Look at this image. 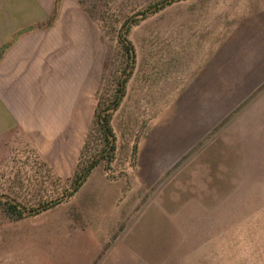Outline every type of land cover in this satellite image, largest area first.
Masks as SVG:
<instances>
[{
  "label": "rangeland",
  "instance_id": "obj_1",
  "mask_svg": "<svg viewBox=\"0 0 264 264\" xmlns=\"http://www.w3.org/2000/svg\"><path fill=\"white\" fill-rule=\"evenodd\" d=\"M80 1L104 50L88 123L73 124L64 156H45L20 134L0 149L1 202L54 203L21 219L0 208V264H83L87 246L97 245L87 264H264V171H252L264 166L244 167L228 181L215 163L219 143L193 140L191 110L177 99L184 45L192 22L208 20L209 0ZM194 11L196 19L184 20ZM127 19L138 20L128 34L136 59L112 116L115 157L70 196L82 147L85 164L104 145L98 128L86 136L98 90L112 97L125 65L119 31Z\"/></svg>",
  "mask_w": 264,
  "mask_h": 264
},
{
  "label": "crops",
  "instance_id": "obj_2",
  "mask_svg": "<svg viewBox=\"0 0 264 264\" xmlns=\"http://www.w3.org/2000/svg\"><path fill=\"white\" fill-rule=\"evenodd\" d=\"M205 8L208 20L192 22L184 45L177 99L191 110L193 140L219 143L215 163L231 182L233 172L264 166V0H209ZM100 41L77 0H0V149L20 134L45 156L67 155L73 124L88 123ZM87 247L83 264L98 245Z\"/></svg>",
  "mask_w": 264,
  "mask_h": 264
},
{
  "label": "trees",
  "instance_id": "obj_3",
  "mask_svg": "<svg viewBox=\"0 0 264 264\" xmlns=\"http://www.w3.org/2000/svg\"><path fill=\"white\" fill-rule=\"evenodd\" d=\"M57 3L59 4V0H57ZM79 3L82 4L80 0ZM159 7L160 6L158 5V8ZM136 21L138 20L136 19L133 22L132 20L127 19L119 31V39L126 56L125 65L122 68L119 77H117L116 79V86L113 90L112 97L106 92L107 90L103 95L100 94L101 89L98 90L97 105L94 109L92 124L86 136V140L91 138L93 136V128H98L102 132L104 142L103 148L99 152L97 158L89 159V161L83 164L82 157L85 147L84 144L80 153V160L77 164L74 175L71 178V187L66 192L67 195L71 196L76 191H78L80 187L86 182L92 170L97 167V165L102 162H105L106 166H109L113 157H115L117 143L116 135L111 122L114 112L120 107L126 95L127 83L134 69L136 52L134 45L128 37V34L131 30L133 23H135ZM1 201L2 200H0V208L5 210L10 216H15V218L17 219H21L29 215L39 214L42 211L49 209V207L54 204L53 202V204L45 203L43 204V206L40 205L38 207L27 208L26 206H23L21 202L12 200L9 197L5 200V202Z\"/></svg>",
  "mask_w": 264,
  "mask_h": 264
}]
</instances>
